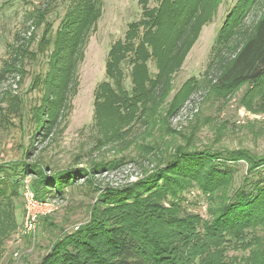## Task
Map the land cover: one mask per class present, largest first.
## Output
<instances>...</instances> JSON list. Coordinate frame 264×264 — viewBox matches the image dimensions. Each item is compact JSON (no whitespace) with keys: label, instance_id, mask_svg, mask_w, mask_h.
<instances>
[{"label":"trees","instance_id":"16d2710c","mask_svg":"<svg viewBox=\"0 0 264 264\" xmlns=\"http://www.w3.org/2000/svg\"><path fill=\"white\" fill-rule=\"evenodd\" d=\"M218 1L163 0L153 9L149 8L151 0L139 1L143 20L132 23L125 39L111 47L106 63L107 81L95 94V118L107 139L123 141L136 124L147 128L153 123L170 96L173 76L184 65L204 26L213 20ZM102 3L71 0L57 30L47 21L45 10L31 14L34 23L44 27L38 50L32 53L23 46L14 49L13 60L6 61L0 71L2 82L7 74L22 73L27 55H47L49 70L44 78H37L34 88L43 95L40 106L33 110L36 133L41 137L55 131L77 94L79 69L102 17ZM261 3L262 0H239L219 30L205 74L217 97H227L246 84L257 87L264 81V5L259 14L254 13ZM150 63H154L156 74ZM189 85L188 94L177 95L165 116H173L187 95L198 87L196 83ZM177 153L181 156L160 174L158 182L145 183L138 191L106 195L97 208L94 223L58 242L40 264H231L225 257L226 245L249 250L245 264H264V252L255 250L252 244L256 240L252 232L264 225V177L251 184L247 178L231 201L214 211L212 222H202L199 216L185 212L181 204L170 201L168 208L164 201L169 196L178 197L191 180L206 194H214L227 187L234 170L225 162L217 164L222 154ZM227 158L232 161L236 157ZM263 165L258 163L251 173ZM18 166L13 170L0 168V213L28 175L36 178V197L41 201L64 199L66 189L78 179L92 181L89 170L49 176L36 166ZM110 169L112 166L99 164L91 172ZM11 172H16L17 178Z\"/></svg>","mask_w":264,"mask_h":264},{"label":"rangeland","instance_id":"374dc122","mask_svg":"<svg viewBox=\"0 0 264 264\" xmlns=\"http://www.w3.org/2000/svg\"><path fill=\"white\" fill-rule=\"evenodd\" d=\"M70 1L0 0V71L6 61L13 60L14 49L23 46L32 53L38 50L44 27L36 25L31 14L45 10L47 21L57 30ZM102 1V17L79 69L77 94L50 136L37 135L33 114L43 96L34 88L37 78H44L49 70L47 55L38 58L27 55L23 58L22 73L7 74L0 82V168L13 170L28 164L49 176L79 169L89 170L92 177L91 183L78 179L66 189L64 199H48L56 202L54 210L38 215L35 232L24 234L25 192L45 202L36 197V178L26 176L17 195L4 203L0 213V264H40L58 242L94 223L97 208L106 195L138 191L145 183L158 182L160 174L181 156L179 150L183 154H222V159L214 163L225 162L234 170L227 187L214 194H206L191 180L185 183L187 188L178 197L169 196L164 201L168 208L170 201L181 204L185 212L199 216L202 222H212L214 211L231 201L247 178L251 184L264 177V165L251 173L258 163H264V81L257 87L246 84L227 97H217L212 94L205 75L219 30L239 0L218 1L213 20L204 26L184 65L173 76L170 96L153 123L147 128L136 124L123 141L107 139L97 124L95 94L107 81L106 63L111 47L125 39L132 23L143 20L144 10L140 0ZM162 1L151 0L149 8H157ZM263 5L264 0L254 13L259 14ZM149 66L156 74L154 63ZM193 83L198 87L187 95L184 105L173 116H165L173 99L188 94L186 86ZM230 155L236 158L227 161ZM99 164L112 169L91 172ZM11 174L17 178L16 172ZM201 180L205 182V178ZM252 235L256 238L252 242L254 249L264 252V225L258 226ZM224 248L231 264H245L249 257V250H236L229 245Z\"/></svg>","mask_w":264,"mask_h":264},{"label":"built area","instance_id":"2783aa9c","mask_svg":"<svg viewBox=\"0 0 264 264\" xmlns=\"http://www.w3.org/2000/svg\"><path fill=\"white\" fill-rule=\"evenodd\" d=\"M25 209L26 216L24 220V234H30L31 232H35L37 223H38V215L40 214H49L50 211L54 210V205L56 202L51 203L50 201L40 202L37 201L34 195L30 192H25ZM44 211V212H41ZM48 212V213H47Z\"/></svg>","mask_w":264,"mask_h":264}]
</instances>
